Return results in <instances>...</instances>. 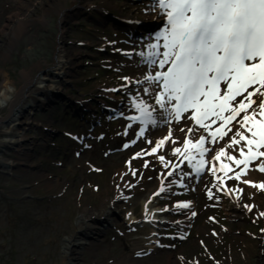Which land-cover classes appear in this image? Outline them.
<instances>
[{
	"label": "rangeland",
	"instance_id": "1",
	"mask_svg": "<svg viewBox=\"0 0 264 264\" xmlns=\"http://www.w3.org/2000/svg\"><path fill=\"white\" fill-rule=\"evenodd\" d=\"M153 3L0 0L1 103L15 92L0 108V264H264V190L244 182L252 171L261 176L256 183L264 182L254 170L264 157L239 180L232 177L243 165L227 161L225 176L215 153L230 132L205 144L210 151L197 175L186 159L191 153L195 163L197 149L184 144L210 140L205 129L182 118L139 135L144 125L129 119L140 115L135 99L155 106V117L164 120L149 94L156 85L145 80L158 69L139 55L166 25ZM41 83L53 91L40 92ZM21 93L29 110L16 113ZM176 148L185 154L174 155ZM162 187L171 195L152 208L171 209V222L156 229L141 203ZM109 208L111 221H101L87 245L68 243L83 219ZM134 208L139 222L132 225Z\"/></svg>",
	"mask_w": 264,
	"mask_h": 264
},
{
	"label": "snow or ice",
	"instance_id": "2",
	"mask_svg": "<svg viewBox=\"0 0 264 264\" xmlns=\"http://www.w3.org/2000/svg\"><path fill=\"white\" fill-rule=\"evenodd\" d=\"M153 8L160 10L166 25L155 37L157 42L148 44V52L139 55L149 68L158 69L145 76L156 89L152 93L148 88L144 91L154 95L164 120L155 117V106L135 99L133 107L140 115L129 119L144 125L139 135L149 125L170 124L182 118L205 129L210 140L201 136L195 143L188 139L184 144L185 150L190 144L197 149L199 159L195 163L194 156L186 154L197 175L202 173L204 157L210 151L205 144H215L231 132L230 142L215 153V160L227 157L237 167L243 165L232 177L239 180L247 174L251 162L264 157V151H260L264 149V0H154ZM187 113L191 115L185 116ZM216 124L219 126L212 130ZM192 131L188 129L189 134ZM167 139H171V132L156 143L152 152ZM228 149L237 152L239 158L229 154ZM173 154L185 153L176 148ZM160 160L164 162V157ZM225 169L231 171L228 164L222 163L220 171ZM254 170L264 173V162ZM216 171L213 167V175ZM244 182L264 190V182Z\"/></svg>",
	"mask_w": 264,
	"mask_h": 264
},
{
	"label": "bare ground",
	"instance_id": "3",
	"mask_svg": "<svg viewBox=\"0 0 264 264\" xmlns=\"http://www.w3.org/2000/svg\"><path fill=\"white\" fill-rule=\"evenodd\" d=\"M44 81H48V80H44ZM54 88V87H53ZM53 88L49 87V86H45V84H40L39 87H38V90H40V92H46V93H49L50 91H53ZM15 94V92H8V95H10L11 97H9L8 95H6L5 97V105H8L13 99V95ZM3 102V101H2ZM3 103H1L0 101V108H3L5 107ZM30 108V107H29ZM29 110L27 108V104H25L24 102V93H21L20 95V98H19V102L16 104V106L14 107V109L12 110L13 112H24V111H27ZM16 113L14 114V116H17V117H12L15 121H18V117L20 116L19 115H16ZM195 128V127H194ZM199 129V128H198ZM202 129V128H201ZM197 130V129H196ZM17 132V131H16ZM15 131L11 132V131H8L6 132V134H10V135H17ZM19 133V132H18ZM194 135V134H193ZM206 138V137H205ZM21 141V140H20ZM223 141V140H221ZM228 142V140H227ZM5 143V142H4ZM6 143H9V141H6ZM10 143H13V144H18L19 141L17 140H13L12 142L10 141ZM220 142H218L219 144ZM226 144V143H225ZM8 145V144H7ZM1 146V145H0ZM226 147V146H224ZM4 148V147H3ZM221 149V148H220ZM228 152L229 154L231 155H238L237 152L233 151V149H228ZM217 162H220L218 164H227V161H229L227 159V157H221L220 160H216ZM215 161V162H216ZM216 162V163H217ZM215 165V164H214ZM229 165V164H228ZM218 169V168H217ZM216 169V170H217ZM253 174L248 173L247 177L245 178V181H251L253 183H256L255 181L257 180V178H260L261 176H258L260 174H256L254 173V171H252ZM247 184V183H246ZM248 185H250L248 183ZM171 195V192L169 190V187L164 189V191H161V190H155V191H152L151 194L141 203V206H142V213L143 214H146L147 216L148 215H151L152 217H154V219L152 220L153 222V225L152 227L156 228L158 226H164L166 224H169V222H171L169 220V217L168 215L171 213V209H156V208H152V204H155V203H159L158 200L159 198H161L162 195ZM111 208H109L108 210H105L101 215H95L91 218H88V219H83L82 222H81V228L79 229L78 233L76 234V236L73 238V239H69L68 240V243L69 244H73L74 246L80 248V247H83L85 245H87L86 241L87 238L89 236L92 235V233H94V230H99V226H97L98 224H100L101 221H111V216L113 215L114 212H112L110 210ZM135 208L132 209L129 213V216H128V223L129 224H136L138 223V217H136V214H135ZM150 217V216H149ZM157 235V234H155ZM68 250H71V247H67ZM73 251V250H72ZM70 253H72L70 251Z\"/></svg>",
	"mask_w": 264,
	"mask_h": 264
},
{
	"label": "water",
	"instance_id": "4",
	"mask_svg": "<svg viewBox=\"0 0 264 264\" xmlns=\"http://www.w3.org/2000/svg\"><path fill=\"white\" fill-rule=\"evenodd\" d=\"M139 24H141V25H145L146 23L145 22H142L141 20H138L137 21Z\"/></svg>",
	"mask_w": 264,
	"mask_h": 264
}]
</instances>
